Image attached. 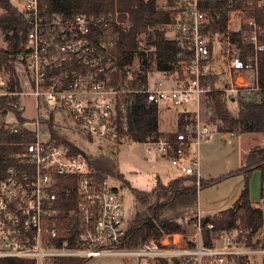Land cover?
<instances>
[{
  "label": "built area",
  "instance_id": "obj_1",
  "mask_svg": "<svg viewBox=\"0 0 264 264\" xmlns=\"http://www.w3.org/2000/svg\"><path fill=\"white\" fill-rule=\"evenodd\" d=\"M2 1L0 15L7 12ZM8 1L24 14L29 27L18 83L4 66L0 68V97L13 99L3 122L10 132L24 129L33 139L12 143L18 149L3 156L0 258L45 264L62 258L115 255L170 264H264V243H259L263 230L253 234V228L239 224L230 230L217 229L209 222L210 244H206L200 213L192 234L172 233L151 238L138 248L120 247L127 221L119 186L113 184L112 177L96 174L82 152L52 138L41 139L39 132L30 128L34 123L41 125L42 109L51 115L63 114L90 138L118 144L128 139L120 132L128 97L146 95L160 118L188 103L193 95L199 107L201 95L214 90L224 92V98L259 91L264 29L256 13L264 11V0H164L165 6L158 7L174 15L162 27L171 29L168 39L177 41L185 51L167 62L170 69L161 70L157 47L139 34L135 55L139 65L134 67L133 59L124 66L126 72L118 69V47L119 30L131 26L128 12L117 6L95 13L64 11L61 0ZM214 4L220 5L227 21L212 51L205 30L211 24ZM219 41H226L222 53L216 51ZM221 57L226 70H216ZM173 72L186 75L180 85L170 84L165 76L155 77ZM216 74L221 77L213 81ZM30 97L36 100L33 120L24 116V101ZM177 126L172 136L144 143L149 151L156 148L160 157L169 159L177 175H193L199 181V155L192 148L201 139L210 138L215 129L197 113L186 117L183 129L179 122ZM70 195L75 197L72 208L68 207Z\"/></svg>",
  "mask_w": 264,
  "mask_h": 264
},
{
  "label": "trees",
  "instance_id": "obj_2",
  "mask_svg": "<svg viewBox=\"0 0 264 264\" xmlns=\"http://www.w3.org/2000/svg\"><path fill=\"white\" fill-rule=\"evenodd\" d=\"M2 4L7 12L0 15V30L5 34L7 46L0 49V68L3 66L11 73L12 80L18 83V65L22 61L21 53L24 48L28 33V23L24 14L12 7L8 0ZM61 8L64 11H80L95 13L111 10L118 7L130 14L131 26L129 29L119 30V54L118 69L126 72L125 65L131 64L138 49L137 36L144 35L149 44L158 49L160 58L159 68L167 70L171 68L169 62L176 60L179 52L185 48L175 40L168 39L167 31L162 27L173 18V12L169 9L159 8L156 0H61ZM211 24L205 33L210 36L211 50L215 48V39L224 32L227 15L220 10L219 4L212 6ZM256 17L264 29V11H258ZM264 40V32L261 36ZM242 56L246 58V50ZM141 55V51H138ZM216 74L213 81L220 79ZM208 105L212 109V120H220V131L240 133L253 132L264 134V51L260 53V90L250 94L237 93L229 98H224V92L211 91ZM12 98L0 97V121H4L11 109L9 106ZM229 102H236L235 110L229 107ZM124 118L120 125V132L127 138L136 142L157 140L162 135L172 136L160 131V118L156 114L154 105L149 104L144 94H137L126 98L125 112L121 113ZM189 112H182L179 119V127L183 129ZM54 118L51 117L49 127H53ZM20 120H22L20 118ZM125 123V124H124ZM6 123L0 126V171L5 166L3 156L16 151L18 147L12 143L21 140H32L33 135L22 129L20 133L10 132ZM55 140L70 145L75 151L82 152L92 165L96 174L114 177L121 182L122 186L131 189L135 197V210L133 217L127 223L124 239L120 244L123 248H138L151 238L161 239L172 233H186L187 225L193 222L197 216L198 192L218 180H205L193 175H178L167 183L158 178L153 189L146 191L131 186L130 182L120 172L114 153H85L72 140L55 136ZM122 141H118L120 144ZM95 154V155H94ZM255 169L263 172L264 182V144L252 147L244 156V162L237 170L229 175L242 174L245 177V185L234 207L223 211L222 217L211 216L202 219V232L206 244H210V230L207 228L212 222L217 229H233L239 224L243 227L253 228L256 231L264 229V201L263 207H254L250 199L249 178ZM262 198L264 199V185L262 186ZM75 197L69 196L68 207H74ZM252 234V235H253ZM251 239V238H250ZM259 243H264V236L259 238ZM83 258H62L54 260V264H83ZM0 264H37L32 259L0 258ZM156 264H170L160 261Z\"/></svg>",
  "mask_w": 264,
  "mask_h": 264
},
{
  "label": "rangeland",
  "instance_id": "obj_3",
  "mask_svg": "<svg viewBox=\"0 0 264 264\" xmlns=\"http://www.w3.org/2000/svg\"><path fill=\"white\" fill-rule=\"evenodd\" d=\"M164 3V0H159L158 6L164 7ZM167 32L169 35L172 34L171 29ZM224 42L219 41L220 44H216L217 52L222 53L223 50H226V43ZM6 46L7 41L5 39V34L0 30V49ZM138 59L137 56L134 58V67L139 65ZM19 68L21 73H23L22 66H19ZM222 69L226 70L228 68L226 62L223 61L221 57L220 61L216 64V70ZM164 76L167 77L170 84H175L177 82L179 85L181 84V80L186 77V75L181 72L167 73L165 75L159 73L155 77L160 78ZM244 76L248 77V73H244ZM225 78H227V76ZM220 82L221 84H219V86H222L223 81ZM208 101V94L201 95L200 105L198 107L196 96L193 95L188 103L175 109L168 110L160 117V129L165 134H169L178 129L177 125L182 112H189L190 115H195L197 113L202 122L210 124L215 129V133H213L210 138L201 139L199 145L195 144L192 148L194 151H197L199 155L200 169L202 172L201 178L208 181L220 179V181L199 190L197 216L198 213H200V215L204 217H222L223 211L236 205L237 199L245 185L244 175L229 174L241 167L244 162L245 154L252 147L264 144V134L253 132L240 133L235 131L234 134L231 135L228 131H220L218 126L222 123L220 120L211 119L213 113L208 105ZM24 104L26 105L24 116L29 120L35 119L37 115L35 98L30 97L26 99ZM229 107L235 110L237 108V103L229 102ZM40 114V119L43 120L44 123L42 121L40 126L34 123L30 128L34 131H38L41 139L52 138L55 140V136H63L72 140L85 153H114L120 172L124 174L131 186L135 188L149 191L156 185L158 175H160V179L164 183L178 176L176 168L172 165L171 161L160 157L156 148H152V151H149V145L144 142L126 139L120 144H114L100 138H90L83 130L72 125L70 120L63 114L51 115L49 111L43 112L42 109L40 110ZM51 117L54 118L53 127L45 125V122L49 123L48 121ZM10 120L14 121L15 117L12 116ZM224 133H228L226 138L224 137ZM112 182L119 186L120 194L123 197L124 213L128 223L133 217L135 210L136 202L134 194L129 187L122 186L121 182L114 177H112ZM197 183L199 184L198 179ZM263 185V172L260 169H255L249 178V190L250 199L253 202H257L258 207H263ZM254 207H257V205H254ZM197 216L192 223L187 225L186 233L192 234L195 232V221L197 220ZM156 263L158 262L126 258L124 256L102 255L85 259L83 264ZM45 264L54 263L45 262Z\"/></svg>",
  "mask_w": 264,
  "mask_h": 264
},
{
  "label": "crops",
  "instance_id": "obj_4",
  "mask_svg": "<svg viewBox=\"0 0 264 264\" xmlns=\"http://www.w3.org/2000/svg\"><path fill=\"white\" fill-rule=\"evenodd\" d=\"M160 131L163 132L161 129H160ZM227 134H228V133H224V137H225V138H226ZM158 178H161L160 175H158ZM170 180H171V179H170ZM167 182H168V181H167ZM167 182H165V183H167ZM252 202H253V201H252ZM253 205H257V207H258L257 202H253ZM203 217H204V216H203Z\"/></svg>",
  "mask_w": 264,
  "mask_h": 264
}]
</instances>
